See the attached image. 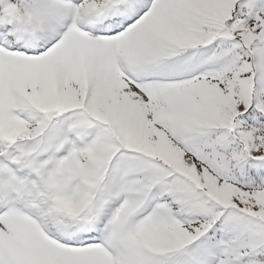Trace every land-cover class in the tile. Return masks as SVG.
<instances>
[{"label": "snow or ice", "instance_id": "snow-or-ice-1", "mask_svg": "<svg viewBox=\"0 0 264 264\" xmlns=\"http://www.w3.org/2000/svg\"><path fill=\"white\" fill-rule=\"evenodd\" d=\"M0 264H264V0H0Z\"/></svg>", "mask_w": 264, "mask_h": 264}]
</instances>
